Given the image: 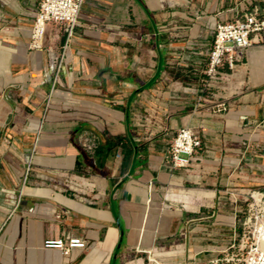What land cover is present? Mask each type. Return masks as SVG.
Here are the masks:
<instances>
[{
	"label": "crops",
	"instance_id": "crops-1",
	"mask_svg": "<svg viewBox=\"0 0 264 264\" xmlns=\"http://www.w3.org/2000/svg\"><path fill=\"white\" fill-rule=\"evenodd\" d=\"M39 1L0 0V264L222 258L264 190V42L206 70L219 24L264 0H85L43 50ZM186 127L203 146L172 169ZM66 235L88 247L44 249Z\"/></svg>",
	"mask_w": 264,
	"mask_h": 264
},
{
	"label": "built area",
	"instance_id": "built-area-1",
	"mask_svg": "<svg viewBox=\"0 0 264 264\" xmlns=\"http://www.w3.org/2000/svg\"><path fill=\"white\" fill-rule=\"evenodd\" d=\"M84 3L85 0H40L31 47L39 50L47 48L50 32L56 38L63 31L69 42L74 36ZM263 42L264 8L257 7L233 21L219 24L206 74L209 77L217 76L224 67L234 71L243 52ZM63 60L64 54L57 63V72L61 70ZM220 107L226 109L224 104ZM202 146L203 139L198 133L188 127L182 128L171 144L167 164L172 169H191L193 158ZM255 194L263 198L258 201ZM238 227L239 235L227 249V255L214 260L212 264H264V190L249 194L245 209L238 214ZM87 247L85 240L71 235L48 240L44 245V249L58 251L65 258H70L74 250Z\"/></svg>",
	"mask_w": 264,
	"mask_h": 264
},
{
	"label": "bare ground",
	"instance_id": "bare-ground-1",
	"mask_svg": "<svg viewBox=\"0 0 264 264\" xmlns=\"http://www.w3.org/2000/svg\"><path fill=\"white\" fill-rule=\"evenodd\" d=\"M255 198L256 200L260 201L263 198V196L260 194H255Z\"/></svg>",
	"mask_w": 264,
	"mask_h": 264
},
{
	"label": "rangeland",
	"instance_id": "rangeland-1",
	"mask_svg": "<svg viewBox=\"0 0 264 264\" xmlns=\"http://www.w3.org/2000/svg\"><path fill=\"white\" fill-rule=\"evenodd\" d=\"M226 255H227V251H226V253H225V255H224V256H226ZM224 256H223V257H224ZM133 257H134V256H132V258H133Z\"/></svg>",
	"mask_w": 264,
	"mask_h": 264
}]
</instances>
